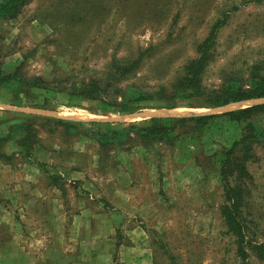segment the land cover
Wrapping results in <instances>:
<instances>
[{
	"label": "rangeland",
	"instance_id": "obj_1",
	"mask_svg": "<svg viewBox=\"0 0 264 264\" xmlns=\"http://www.w3.org/2000/svg\"><path fill=\"white\" fill-rule=\"evenodd\" d=\"M7 2L0 264H264V112L229 174L242 240L220 166L245 123L168 119L264 103H210L264 76V0H23L13 15ZM213 32L201 91H181ZM153 117L169 132L145 136Z\"/></svg>",
	"mask_w": 264,
	"mask_h": 264
},
{
	"label": "trees",
	"instance_id": "obj_2",
	"mask_svg": "<svg viewBox=\"0 0 264 264\" xmlns=\"http://www.w3.org/2000/svg\"><path fill=\"white\" fill-rule=\"evenodd\" d=\"M22 2L23 0H8L7 3L2 5L1 11L13 15L18 11ZM211 35L212 38L208 37L201 44L199 57L191 61V63L186 68L185 75L178 80L177 88H179L181 91H193L196 93H199L201 91V74L211 56L210 44L213 41L214 32L211 33ZM3 77V81H9L10 79H13V76L10 75H4ZM90 87H87L83 91L84 95L87 97L89 96V94H86V92H88V89ZM230 95V97H226L224 94H222L221 96L216 97V100H210V103L212 106L218 107L229 104L231 102H238L254 98H264V76L259 77L255 81H253V83L250 85V88L247 89L240 88L239 86H233ZM127 112L133 113L137 111L128 109ZM261 112H264V103L227 111L221 114H205L198 116L168 118L171 120H177L178 122L193 120L201 128H204L208 124V121L210 119L219 116H228L231 120L245 123V125L243 126L241 138L233 144L231 149L227 151L225 159L222 161L220 166V174L225 185L227 199V203L223 207L222 214L229 228L240 240L243 239V225L239 216L240 199L238 197L236 189L230 185L229 174H231L232 171L235 170V167H238V169H240L239 164H235L234 166L233 156L236 155L237 152L249 148L251 143L263 136L262 129L259 128L252 120L254 115ZM163 120L164 118L162 117L151 118V121L154 122L152 126L142 128V130L146 132L145 136H149L155 133L157 135H161L160 132L163 134H165V132H169L167 126L161 124V121ZM25 141V139H22L19 142V145L24 149H30L29 145H27ZM7 157L8 156L6 154L0 152V159Z\"/></svg>",
	"mask_w": 264,
	"mask_h": 264
},
{
	"label": "bare ground",
	"instance_id": "obj_3",
	"mask_svg": "<svg viewBox=\"0 0 264 264\" xmlns=\"http://www.w3.org/2000/svg\"><path fill=\"white\" fill-rule=\"evenodd\" d=\"M175 110H155L154 112H158L159 114H168L174 112ZM172 114V113H171Z\"/></svg>",
	"mask_w": 264,
	"mask_h": 264
},
{
	"label": "crops",
	"instance_id": "obj_4",
	"mask_svg": "<svg viewBox=\"0 0 264 264\" xmlns=\"http://www.w3.org/2000/svg\"><path fill=\"white\" fill-rule=\"evenodd\" d=\"M133 113H135V114H136V113H138V112H133ZM130 114H131V113H129V115H127V116H128V117H130Z\"/></svg>",
	"mask_w": 264,
	"mask_h": 264
}]
</instances>
